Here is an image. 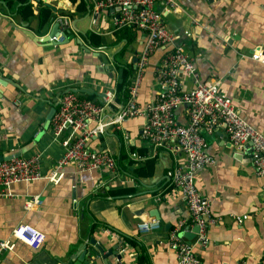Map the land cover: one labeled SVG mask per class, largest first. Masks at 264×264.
<instances>
[{
  "label": "crops",
  "instance_id": "crops-1",
  "mask_svg": "<svg viewBox=\"0 0 264 264\" xmlns=\"http://www.w3.org/2000/svg\"><path fill=\"white\" fill-rule=\"evenodd\" d=\"M176 1L180 6L177 13L164 10L161 4L158 9L167 28L180 37L194 59L196 77L219 81L239 114L264 133V63L252 58L255 52L264 53V0ZM29 2L35 11L51 5L55 20L39 30L36 19H23L18 14L20 4L8 7L0 0V133L5 135L3 152L35 140L24 155L41 153L46 173L54 169L64 152L61 140H54L50 129L42 127L53 99L70 87L92 88L97 95H82L94 96L97 103H102L109 89L114 88L116 94L121 72L117 64L102 60L99 53L131 64V79L135 75L132 59L139 57L145 34L131 29L136 34L132 39L133 34L128 35L125 29L116 30L118 12L109 9L96 14L95 0H85V12L81 13L77 8L80 0ZM59 16L71 19L73 31L68 42L56 45L29 36L28 32L46 35ZM163 52L158 49L150 58L138 89L137 100L142 106L154 102L159 91L155 70ZM115 102L122 104L116 96ZM116 112L112 105L103 119L107 121ZM186 113V107L176 110L183 124ZM145 121V116H138L122 128L110 125L104 134L89 141L92 149L115 157L114 171L83 172L70 164L57 182L41 179L13 184V196L0 198V235L9 238L16 225L28 224L44 232L46 239L38 249L13 240L15 247L3 252L0 264H109L101 255L89 253L78 260L85 247H92L91 238L105 251L117 245L125 264H140L141 256L146 257L143 264H178L165 227L189 220L190 213L168 172L184 161V155L154 150L141 136ZM203 135L208 143L206 152L216 164L201 170L196 184L217 223L208 229V246L196 250L199 264H264V175L256 174L248 147L231 144L225 126ZM149 159L155 161L153 174L138 177L135 170ZM34 196L43 203L27 210L25 202ZM152 209L158 210L161 227L140 232L138 224ZM187 232L188 239L196 233L193 227ZM116 259L114 253L109 257L112 264Z\"/></svg>",
  "mask_w": 264,
  "mask_h": 264
},
{
  "label": "built area",
  "instance_id": "built-area-1",
  "mask_svg": "<svg viewBox=\"0 0 264 264\" xmlns=\"http://www.w3.org/2000/svg\"><path fill=\"white\" fill-rule=\"evenodd\" d=\"M159 4L168 12L177 13L180 10L176 0H95L96 14L109 9L118 12L114 24L116 30L131 28L145 34L142 51L135 63V75L131 78L129 98L121 105L116 103L114 88L106 92L102 103L83 97L79 92L62 94L49 129L54 140H61L63 154L54 169L46 173L42 168V155L38 152L0 161V198L12 197L11 186L15 183L41 179L57 182L62 170L70 164L83 172L99 169L114 171L117 167L115 157L108 151L92 149L89 141L104 134L110 125L122 128L132 118L145 116L141 136L153 149L162 148L172 153L179 151L184 155V161L172 168L168 176L174 188L182 194L190 218L177 222L171 228L168 244L178 264H199L196 250L208 246V229L217 223L210 203L203 198L196 184L197 174L216 164L215 158L206 152L208 143L203 133L212 134L217 126H225L231 144L236 148L250 149L253 166L260 176L264 175V133L239 114L233 99L220 88L219 81L210 82L196 77L194 59L179 41L180 37L167 28L158 9ZM56 19L61 22L60 30L52 40L64 41V34L73 31L71 19L68 16ZM158 49L164 50L160 65L155 70L159 91L154 102L142 106L137 100L138 89L150 58ZM252 58L264 63L261 51L252 54ZM181 75L185 76V80ZM112 105L119 113L105 121L103 113ZM180 107L187 109L185 124L176 115ZM4 138L5 135L0 133V153L3 152ZM42 203L40 197L34 196L25 202V208H37ZM237 220L241 222L242 218ZM160 227V220L156 218L138 224L139 231L143 233ZM189 227L197 228V238L193 243L181 237V233L187 232ZM10 237L0 235V257L4 251L15 247L13 240L38 249L46 239L44 232L28 224L16 225ZM114 264L125 263L120 258Z\"/></svg>",
  "mask_w": 264,
  "mask_h": 264
},
{
  "label": "water",
  "instance_id": "water-1",
  "mask_svg": "<svg viewBox=\"0 0 264 264\" xmlns=\"http://www.w3.org/2000/svg\"><path fill=\"white\" fill-rule=\"evenodd\" d=\"M90 16V10H88V15L87 17ZM55 20V14H53V19L52 21ZM60 20H57L52 24L51 26V29L49 30V32L42 36V37H39V36H36L33 32H28L29 33V36L31 38H36L37 39V42H48V43H53V44H56V45H60V44H64L66 42L69 41V32L65 33L64 34V37H65V40L64 41H56V40H52V38L59 32L60 30ZM99 57L102 58V60H109L111 63H114V64H117L121 67H124V64L122 63H118L116 60H115V55H112V57H108L105 53L101 52L99 53ZM138 58L135 56L133 59H132V62L134 63V68H135V63L137 62ZM102 67V66H100ZM104 68V66H103ZM105 71V69H104ZM109 73V76H113V73L112 72H108ZM4 81H7V82H10L11 83V80H4ZM15 83V82H13ZM16 87L19 88L18 85H16ZM79 92V93H87L88 95H97L96 92H94V90L92 88H85V90L81 89V88H76V87H70L68 89H66L64 92L62 93H59L54 99L53 101L51 102V108L50 110L48 111L46 117H45V120L43 122V129L44 130H47L49 129L50 127V122L52 120V117L54 116L55 112L57 111V106L59 105V100H60V97L62 96V94H65L67 92ZM101 95V94H100ZM117 113H119V110L118 112H116L112 117H114ZM107 130V128H106ZM35 140H33L32 142H30L29 144L25 145V146H22L20 148H15L13 150H10L8 152H2L0 153V161H8V160H11L15 157H19V156H22L24 155L33 145H35ZM144 211V209H141L140 210V213H142ZM147 217L149 218H156V219H160L159 217V213H158V210L156 209H152L148 212V215ZM146 218V217H143L144 221H149V219ZM173 227V225L171 223H168L165 227V230L166 231H170L171 228ZM195 231H197V228H194ZM181 237L188 243H193L196 238H197V235L196 234H193L192 236H190V239L189 238V234L188 232H182L181 233ZM90 243L92 245V247L90 249H88L87 247H85V249L82 251V253L80 254V256L78 257V260H83L85 255H87V253L89 254H93V255H101L102 257H104V259H107V262L109 264H112L110 261H109V257L112 253L116 254L117 256V259H120L121 258V255L119 254V252L116 250L117 249V245H116V249H112V248H109L108 250L105 251V248L103 247V245L100 243V242H97L94 238H91L90 239ZM85 261V260H84ZM88 261V260H87ZM86 261V262H87ZM85 262V263H86ZM77 264V263H75Z\"/></svg>",
  "mask_w": 264,
  "mask_h": 264
},
{
  "label": "trees",
  "instance_id": "trees-1",
  "mask_svg": "<svg viewBox=\"0 0 264 264\" xmlns=\"http://www.w3.org/2000/svg\"><path fill=\"white\" fill-rule=\"evenodd\" d=\"M7 4L8 7H12V4H20L18 7V14L23 18V19H36L38 22V28L39 30L44 29L45 26L49 25L53 19V7L49 4H44L42 8H40L38 11H35L33 9L32 3L29 2V0H4ZM72 2H76L77 0H71ZM78 11L85 12V0H80V3L78 4ZM126 33L133 34L132 39L135 37V33L131 30V28L125 29ZM97 44H100L98 42ZM122 54V52H121ZM118 69L121 72L120 79L116 85V99L119 101L126 102L129 98V86L131 83L130 76L132 75L133 72V66L131 64H124V67H121L117 65ZM86 97L90 100H95L94 96H88ZM132 152H136L135 149L132 147L131 148ZM137 154H140L138 152ZM143 154V152H142ZM123 157V156H122ZM121 157V158H122ZM134 161H130L129 163L132 164ZM155 166V161L153 159H149L145 161L144 163H141L140 166L135 170V174L138 177L142 176H150L153 174ZM146 257L141 256L140 257V264H143L145 262Z\"/></svg>",
  "mask_w": 264,
  "mask_h": 264
}]
</instances>
